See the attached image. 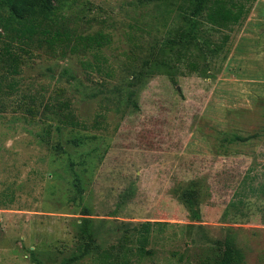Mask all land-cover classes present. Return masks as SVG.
I'll use <instances>...</instances> for the list:
<instances>
[{"label": "rangeland", "instance_id": "obj_1", "mask_svg": "<svg viewBox=\"0 0 264 264\" xmlns=\"http://www.w3.org/2000/svg\"><path fill=\"white\" fill-rule=\"evenodd\" d=\"M242 1L192 37L184 0H56L62 53L0 0V264H210L228 235L264 264V0Z\"/></svg>", "mask_w": 264, "mask_h": 264}, {"label": "trees", "instance_id": "obj_2", "mask_svg": "<svg viewBox=\"0 0 264 264\" xmlns=\"http://www.w3.org/2000/svg\"><path fill=\"white\" fill-rule=\"evenodd\" d=\"M55 1L56 0H6L10 9L11 15L14 20L19 24L17 28L19 35L25 41L31 42L39 40L46 43L52 50H60L65 53L68 51L73 39L74 34L70 28H60L55 15ZM187 7H182L186 10L183 16L191 23V29L184 34L195 36V31L198 25V17L205 16L207 20L213 25L219 27L229 28L233 24H238L244 15L247 13L245 2L242 0H184ZM76 37V36H75ZM78 37V36H77ZM81 44L92 48H101L109 40L105 34H94L78 37ZM186 40L185 38H183ZM228 39L226 35L223 43L225 44ZM19 60V57H14ZM15 61V60H14ZM193 67L195 63H192ZM191 65V64H190ZM171 80L176 83L177 77L173 72H168ZM136 106V101L133 100ZM244 139V138H241ZM73 143L79 144L82 141L79 138H73ZM73 165V162L70 163ZM78 177V174H77ZM81 186L79 185L78 188ZM184 201L189 208L192 217L196 220H201V212L198 207L197 193L194 190H188L184 195ZM84 218L82 220L81 229L84 236L91 237L90 224L92 222L91 211L84 208ZM154 223L161 222H144L141 226L138 241L140 245L137 248V253H149L146 250V245L150 238L151 227ZM107 253V252H106ZM104 254L105 259L109 258L108 254ZM245 260L244 251L237 246L234 238L228 235L224 241V248L222 251L216 253L215 258L210 264H242Z\"/></svg>", "mask_w": 264, "mask_h": 264}]
</instances>
